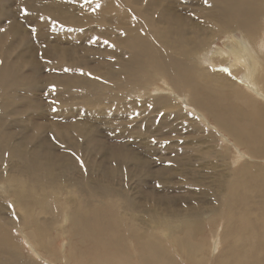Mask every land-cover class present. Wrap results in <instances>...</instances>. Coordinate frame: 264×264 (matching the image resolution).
<instances>
[{"label": "bare ground", "instance_id": "6f19581e", "mask_svg": "<svg viewBox=\"0 0 264 264\" xmlns=\"http://www.w3.org/2000/svg\"><path fill=\"white\" fill-rule=\"evenodd\" d=\"M6 1L9 0H0ZM108 1L121 6L116 13L125 14L122 27L113 29L123 31L124 36L97 34L95 39L106 38L107 43L102 44L103 49L99 44H91L99 56L90 70L78 69V64L69 60L71 54L66 48L44 45L42 49L51 63L47 76L40 72L35 54L27 53L30 45L13 56L18 51V40L25 43L26 38L19 21L9 19L15 14L10 9L6 12L0 9V20L7 19L0 24V88L5 92L7 104L16 112L0 116V121L8 120L0 124V264H46L35 257L48 262L43 252L56 262L64 256L65 264H132L131 256L138 264H180L164 240L154 233L162 228L171 232V239L191 263L202 262L204 243L190 244L180 235L190 226L185 216L174 210L171 213L157 210L155 206L161 198L153 192L142 191L156 205L140 206L126 198L124 192L128 190L112 181L137 172L135 177L144 182L153 179L155 173L161 176L168 168L163 166L154 173L149 162L133 153L128 145L104 144L95 131L76 119L83 113L70 107L74 98L80 100L79 106L93 104L95 112L115 120L110 123L113 126L116 119L122 120L121 116L116 117L117 113L123 114L124 121L126 113H138L136 102L142 99L127 101L126 92L142 96L159 94L144 102L151 108L145 111L149 113L152 107H168L174 102L170 103L173 97L180 98L179 94L185 91L195 112L200 116L211 115L214 125L208 120L210 116L205 118L206 124L217 134L225 131L239 146L246 147L248 154L256 158L264 156V103L251 96L255 93L264 101V0ZM68 3L70 0H19L18 10L31 7L37 23L51 21L40 16L45 15L67 24L79 20L73 14L81 16ZM114 20L109 22L120 26ZM49 31L41 32L48 36ZM221 38L227 41L224 46L217 45ZM116 44L119 46L111 50ZM109 53L114 56L108 58ZM219 63L227 64L230 74L216 70ZM40 81L46 82L44 88L40 87ZM153 86L155 91L151 90ZM39 91H45L48 99L63 105L61 116L65 121L45 125L39 123L40 118H36L38 122L35 120L37 113L30 111L42 108L36 97ZM74 91L80 94H72ZM235 97L242 102L231 101ZM102 105L110 106L104 109ZM118 129L121 130L119 125L112 128L113 135L121 139L124 133H116ZM44 132L48 136H43ZM109 136L111 139L112 134ZM55 145L63 150H56ZM16 158L20 167L14 169V174H8L5 165L15 163ZM253 170H261L259 178L253 176ZM98 171H103L101 178ZM240 172L231 174L228 180H216L221 191L219 216L227 223L225 240L232 245L218 256L216 263L221 260V264H264V168L252 162L243 166L242 172L247 175ZM257 179L261 180V186H248ZM68 187L75 189L80 201L70 197ZM122 194L121 204L118 197ZM248 194L251 197L254 194L257 200H250ZM97 196L101 199L94 198ZM7 199L12 201L11 208L18 210L13 217L5 214ZM63 199L67 202L65 207ZM207 213L210 211L188 215L187 219H194L191 229L196 234L203 232ZM216 219L213 217V221ZM142 227L147 233L136 234ZM16 228H23L19 234L27 235L34 254L27 251L35 260L28 258L25 244L12 233ZM61 236L67 238L64 241L70 249L66 247L57 253L54 245Z\"/></svg>", "mask_w": 264, "mask_h": 264}, {"label": "rangeland", "instance_id": "374dc122", "mask_svg": "<svg viewBox=\"0 0 264 264\" xmlns=\"http://www.w3.org/2000/svg\"><path fill=\"white\" fill-rule=\"evenodd\" d=\"M44 1L50 2L51 0ZM76 2L70 0V3H68L67 6L75 12L80 13L81 16H76L73 14L74 18L79 20H71V22L69 21L67 24L60 23L56 19L52 20V18L45 15L40 16L51 21L37 23L34 20V14L31 7H24V9H27V15L18 10L19 0L0 2L1 10L6 12L8 9H10L13 14H15V16H10L9 19L13 18L19 21L22 33L26 38L25 43H22L20 40H18L16 45V49L18 51L15 52L13 56H15L19 50H26L27 46L30 45L31 49L27 50V53L30 54V56L35 54L36 60L38 61L40 67V72L42 75L47 76L51 69V63L42 47L44 45L58 46L64 47L69 51L71 54L69 60L78 64V69L83 70L85 67H88L89 70L92 69L91 65H94L95 60L99 56V52L97 48L91 44H99L103 49L105 47H103L102 44L106 41V38L95 39L96 35L102 33V35L108 34L123 37V31L116 32L113 29L115 27H122L121 23L125 17V14L122 11L116 13V9H120L121 6L119 4L112 5L108 0H76ZM97 4H99L98 8L96 7ZM114 19H117L120 22V26L109 22L115 21ZM6 20L7 19L3 17L0 20V24H4ZM81 23H84L85 26H76ZM32 29H35V32H33ZM44 29L50 30L48 36L42 34L41 31ZM226 42L227 41L225 38H221L218 39L217 45L224 46ZM117 46L119 45L116 44L111 50H115ZM111 55L112 54L109 53L107 57L111 58L114 56ZM92 61L93 63L90 64ZM25 69L28 70L29 66H27ZM215 69H222L225 73H227V71L224 69L228 70L229 67L227 64L224 66H221L220 64L216 66ZM227 74H230V72ZM241 80L242 78L238 79V82ZM39 85L40 87L44 88L46 82L40 81ZM155 89L156 87L153 86L151 90L155 91ZM183 92L185 93V91ZM184 93L179 94L180 98L173 97V99L170 100V103L174 101L172 103L173 105L168 104V107H161L162 109H155L152 107V112L150 111L149 113H146L145 111H149V109H151L149 106L147 107V105H145L147 100L152 97L156 98L159 94L153 92L151 97L149 94L142 96L140 94H136L134 91L126 92L125 99L127 101H133V99L136 98L142 99L136 102V110L138 113H126L127 117L125 118V121L124 116H122L123 114L117 113L116 117L119 118L121 116L122 120L116 119L117 123H115L113 126H111L110 123L115 122V120L111 121L109 117H105L104 113L95 112L93 104H82L83 106H79V104H81L80 100H78V98H74V104L72 103L73 105L71 104L70 107L77 108L79 109V113H83L77 115L76 119L86 123L88 129L95 131L97 138L104 144L106 143L108 145H112L121 143L125 144V146L128 145L127 147L130 148L133 153L143 157V159L149 162L150 170L154 171V173L163 166L168 168L167 171L162 172L161 176L157 177V173H155L153 179H148L144 182L138 181V179L135 177V175L137 176V172H132L130 177L120 175L119 177L114 178L112 181L116 180L113 183H115L117 187L119 186V188L128 190L124 192L126 198L133 200L140 206L147 204L152 207L156 205L151 201L150 198L143 194L144 191L153 192L157 197L161 198V200L158 201L160 203L155 206L157 210H161L164 213H171V211L174 210L179 216H185V219L190 223V226L186 227L184 232H182L180 235L190 244H193L197 241L204 243V253L201 254V251L199 252V254L202 255L201 264H221L222 261L220 260L218 261L219 263H216V259L220 254H225L226 250L230 249L232 245L228 240H225L227 233V223L224 218L219 216L221 214V208L219 204L221 191L217 189V187L219 188V183H216V180H228L230 175L237 171H241L240 173L243 174V176L247 175L246 173L242 172L243 166L249 164L251 165L252 162L264 168V156L256 158V156L248 154L247 148L244 146H239L234 141V138L225 131H222V134H217L212 126L206 124L207 120H205V118L208 119L210 116L208 120H210V122L214 125V120L211 118V115L208 113H202V116H200L199 113L195 112L189 106V102H187L188 97L186 93ZM0 94V116L1 113H16L14 112V108L7 104L5 92L1 91ZM44 94L45 91H39L36 95L37 100L42 108L38 111H30V113H37L35 120L38 122L37 119L40 118L39 123L41 121V123L45 125H47V123H51L52 121L54 123H62L65 121L61 116V113H63L65 110L63 105L58 102L51 101ZM72 94H80V92L74 91ZM83 94L84 91L82 92V95ZM251 96L253 99L264 103V101L258 98L257 94L252 93ZM185 99L186 101H184ZM230 99L234 102H242V100H239L236 97ZM109 106L110 105H102V108L108 109ZM246 109L249 110V107ZM142 111H144V113ZM41 113L42 116H39ZM44 114L45 117L43 118ZM5 121L8 120H2L0 121V124ZM121 124H124V127H122ZM118 125L120 126L121 130L118 129L116 133L120 131L124 133V136L121 139H118V137L113 135L114 132L112 128H115ZM10 127L12 128L14 126L11 125ZM218 131L221 132L219 128ZM110 134H112L111 139L109 136ZM43 136H48V133L45 134L44 132ZM50 140L56 142L54 137H51ZM124 140L126 141L125 143ZM232 143L235 144L233 145ZM55 149L61 151L63 150V147L55 145ZM32 150L33 149H30L29 151ZM87 155L84 156V159L86 160L89 158V155ZM13 161H15V163H10V166L5 165L8 174H14V169L16 167H20L19 159L16 158ZM131 167H133V165H131ZM102 172L103 171H98V176L100 178ZM259 172L253 170V176L259 178L257 175ZM217 175L219 177H217ZM258 180L260 179L250 181L248 186L255 185L256 188L261 186V180ZM14 185L18 184L14 183ZM215 189L218 191V193ZM68 190L70 191V197L80 201V197L74 192L75 189L68 187ZM124 194L119 195L118 197L122 201L120 202L121 204L124 200ZM246 196H248L250 200H257L254 194L252 195L253 198L250 194ZM94 198L101 199L99 196ZM11 202L12 201L10 199L4 201L5 214L9 217H13L15 212L18 211L15 208H11ZM62 202L64 207L67 206L65 199H63ZM55 204L59 205L60 203L55 202ZM120 210L124 212L122 208ZM201 211H203V214L207 211H210V213H207V216L203 220V232L196 234V230L194 228L191 229L194 219H187V217L189 214H195L196 212L198 213ZM213 217H217V219L213 221ZM138 223L140 226V222ZM23 231V228L19 230L16 228L13 229L12 233L18 236L25 244L26 249L24 248V252L28 255V258L35 260L33 258L34 256L32 255L34 254V251L30 246L31 244H28L29 241L28 237H26L27 235L24 234L21 236L19 234V232ZM121 231H125L123 227ZM137 231L138 233L142 234L144 231H146V229L144 227H142V231L137 229L135 231L136 234ZM150 232H153V230L150 229ZM154 233L164 240V244L171 250L175 256L174 258H176V261H178L180 264H194L187 259L184 251H181L177 244H175V242L171 239V232L168 229L162 228L161 231L155 230ZM58 240L59 241H57V243L55 242L54 251L58 250L60 252L66 247V249H70L64 241H67V238L61 236V238ZM47 244H49V242ZM92 246L93 245H90V249ZM80 247L81 246L79 245L78 248ZM237 247L238 246H235L234 248ZM131 249L132 248H130V250ZM27 250H29L32 254ZM58 251L57 253H59ZM128 253L130 252L128 251ZM68 254L69 251H66V255ZM43 255L47 257V260H49L48 262L44 261L43 259H39L38 256H35L36 260L46 264H65V260L62 259L64 256H62V258L60 256L59 258H61V260L56 262L53 257L48 255V253L46 254V252H43ZM133 257L131 256V263L138 264L136 259ZM252 260H250L251 263L253 262ZM75 263L76 262H74V264Z\"/></svg>", "mask_w": 264, "mask_h": 264}, {"label": "snow or ice", "instance_id": "6c2138e0", "mask_svg": "<svg viewBox=\"0 0 264 264\" xmlns=\"http://www.w3.org/2000/svg\"><path fill=\"white\" fill-rule=\"evenodd\" d=\"M96 7L98 8L99 4H97ZM21 11L23 12V14L27 15V9H21ZM32 31L35 32V29H32ZM105 43H107V41H105ZM224 70L227 71V69H224Z\"/></svg>", "mask_w": 264, "mask_h": 264}]
</instances>
